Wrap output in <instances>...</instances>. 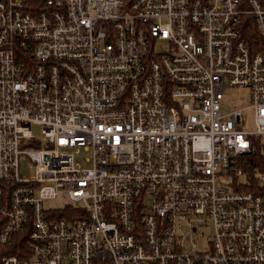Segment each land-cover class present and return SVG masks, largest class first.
Instances as JSON below:
<instances>
[{
    "label": "built area",
    "instance_id": "obj_1",
    "mask_svg": "<svg viewBox=\"0 0 264 264\" xmlns=\"http://www.w3.org/2000/svg\"><path fill=\"white\" fill-rule=\"evenodd\" d=\"M263 138L264 0H0V264H264Z\"/></svg>",
    "mask_w": 264,
    "mask_h": 264
},
{
    "label": "rangeland",
    "instance_id": "obj_2",
    "mask_svg": "<svg viewBox=\"0 0 264 264\" xmlns=\"http://www.w3.org/2000/svg\"><path fill=\"white\" fill-rule=\"evenodd\" d=\"M221 102H222L221 108L224 114H229L233 112V110H242L244 116V125H243L244 130L248 131L255 129V116H254V111L251 108L252 102L250 97V91L248 88L247 89L240 87L228 88ZM42 130H43L42 126L37 124L33 125L32 127V132L34 134V137H36V140L38 142L46 143L44 140V136L42 134ZM261 142H262L261 144L264 145V138L261 140ZM89 156L90 154L82 149L78 154H76L77 163L81 164V166H83L84 168H89L91 164H88L85 161V159ZM21 163L23 166L24 174H27L29 167L28 162L22 160ZM262 176L264 175H261V178ZM245 181L246 179L242 178L240 183L246 185ZM260 185L264 187V181ZM46 206L59 207L60 202L48 201L46 202ZM201 247L203 248V244H201Z\"/></svg>",
    "mask_w": 264,
    "mask_h": 264
},
{
    "label": "trees",
    "instance_id": "obj_3",
    "mask_svg": "<svg viewBox=\"0 0 264 264\" xmlns=\"http://www.w3.org/2000/svg\"><path fill=\"white\" fill-rule=\"evenodd\" d=\"M244 167L246 168V173L248 174L249 179L253 182L250 186H247L246 191H253L256 194H262L264 193V187L263 190L258 188L259 183V176L264 175V152L261 148V146L258 145V148L253 151L245 160ZM247 177V178H248ZM16 247L19 246V242L16 241ZM16 247L10 249L6 246L0 245V259L2 256L6 254H13L16 251Z\"/></svg>",
    "mask_w": 264,
    "mask_h": 264
}]
</instances>
